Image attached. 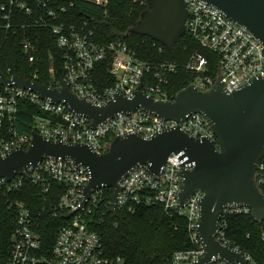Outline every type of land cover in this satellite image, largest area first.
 Masks as SVG:
<instances>
[{
  "label": "built area",
  "instance_id": "1",
  "mask_svg": "<svg viewBox=\"0 0 264 264\" xmlns=\"http://www.w3.org/2000/svg\"><path fill=\"white\" fill-rule=\"evenodd\" d=\"M78 1L0 0V32L22 33L19 44L28 66L32 67L37 64L38 47L30 34L36 29L50 30L55 39L62 77L57 79L56 68L51 66L47 71L48 84L44 86L60 90L62 82H65L68 91L94 107L104 106L116 94L129 97L133 92H141L155 101H173L175 95L170 79L178 71L177 64L166 59L159 62L144 59L121 41L98 42L91 21L76 25L70 19ZM182 1L188 12L186 34L198 47L183 67L192 77L190 85L206 92L215 85L219 76L224 91L232 93L252 79L264 77L263 46L256 38L205 3L199 0ZM92 4L104 6L106 0ZM141 5L147 6V3L142 2ZM158 51L163 54L166 50L159 45ZM204 52L217 58L218 74L215 78L208 76V60ZM102 65L106 67L111 85L107 86V82L100 78ZM37 73L38 70L32 77L23 79L38 83L35 80ZM3 74L7 79L14 76L10 74V69ZM24 105L34 110L30 113V124L18 116ZM89 125L87 118L74 114L63 103H54L30 89H21L14 84L3 85L0 81V158L15 150L28 151L33 134L49 141L86 145L97 155L106 153L117 137L136 134L150 138L175 127L189 137L214 140L211 129L199 113L176 122L137 109L132 113L116 114L95 128ZM187 168L191 169L190 166ZM88 181L86 167L76 166L70 159L52 157H44L36 168L28 167L11 180L0 178L1 197H11L26 185H31L38 188L41 199V206L36 211L29 210L23 203L7 201L8 208L15 207L16 219L4 264H122L121 258L105 255L100 236L92 229L109 188L92 190L85 206L79 210ZM255 183L264 195V157L257 165ZM179 191L180 161L172 155L159 176L151 174L146 165L129 171L119 182L115 202L116 213H134L140 208L161 206L165 212L175 213L186 221L190 248L174 253L165 264H192L204 256L196 231L203 194L195 191L185 206L176 210ZM106 206L111 210V200ZM70 213L74 214L67 218ZM44 214L52 217L65 215L69 220L58 231L48 253L39 234V219ZM228 215L250 216V209H223L219 220L220 230L216 240L239 251L224 236L225 226L221 222ZM242 255L247 264H255L249 256ZM207 264L237 263L216 257Z\"/></svg>",
  "mask_w": 264,
  "mask_h": 264
},
{
  "label": "water",
  "instance_id": "2",
  "mask_svg": "<svg viewBox=\"0 0 264 264\" xmlns=\"http://www.w3.org/2000/svg\"><path fill=\"white\" fill-rule=\"evenodd\" d=\"M145 1L146 9L127 34L147 37L172 52L186 34L188 12L183 1ZM199 1L248 31L262 44L264 57V0ZM0 81L3 85L30 89L54 103H63L74 114L87 118L91 128L116 114L137 109L176 122L184 121L193 113L201 114L214 140L195 139L175 127L150 138L136 134L117 137L103 155H97L86 145L49 141L33 134L28 151L15 150L0 158V178L11 180L28 167L36 168L44 157L70 159L76 166L86 167L89 173L79 210L85 206L92 190L109 188L113 191L111 212L116 215L119 182L129 171L146 165L151 174L159 176L168 158L177 156L180 191L176 210L183 208L195 191L203 194L196 231L204 256L192 264H207L216 257L229 263L247 264L241 252L218 242L216 235L222 210L226 208H248L253 221L264 222V195L255 183L257 165L264 157V77L252 79L240 89L226 93L218 76L209 91L201 92L189 85L171 102L155 101L141 92H133L129 97L116 94L102 107L78 99L68 91L65 82L60 90L49 89L19 76L7 79L2 72Z\"/></svg>",
  "mask_w": 264,
  "mask_h": 264
},
{
  "label": "trees",
  "instance_id": "3",
  "mask_svg": "<svg viewBox=\"0 0 264 264\" xmlns=\"http://www.w3.org/2000/svg\"><path fill=\"white\" fill-rule=\"evenodd\" d=\"M142 2L146 1L106 0L104 6H99L80 0L71 11L70 19L76 25L83 21H91L98 42L121 41L144 59L155 62L166 59L175 62L178 71L171 77L170 83L173 95H176L192 83V77L183 67L198 47L192 38L185 34L172 52L164 51L160 54L159 44L149 38L128 35L127 32L135 26L140 14L147 7L141 5ZM31 33L32 39L37 41L38 53L37 64L29 67L19 44L22 33L0 32V72L4 73L6 69H10L11 75L28 79L38 70L35 80L47 85V71L54 66L55 77L61 79L62 71L57 62L55 39L50 30L36 29ZM204 57L208 60V76L215 78L218 74L217 58L207 52H204ZM99 74L101 80L107 82V86L111 85L106 67L100 66ZM32 111H34L32 107L24 105L18 116L23 122L30 124ZM29 127L30 125L27 126V130ZM260 189L263 191L261 187ZM111 195V190H107L104 204L92 226L100 236L106 256L119 257L122 264H165L174 253L190 248L186 221L183 218L175 213L165 212L161 206L140 208L134 213L118 211L114 215L106 206L111 200ZM9 200L12 204L23 203L31 211H36L41 206L40 191L31 185H26L11 197L0 196V264L5 263L9 253L16 219L15 207L8 208ZM39 222L42 245L48 253L58 231L67 225L69 220L65 215L52 217L44 214ZM221 224L225 226V239L232 247L249 256L255 264H264V222L258 224L248 215H228Z\"/></svg>",
  "mask_w": 264,
  "mask_h": 264
},
{
  "label": "rangeland",
  "instance_id": "4",
  "mask_svg": "<svg viewBox=\"0 0 264 264\" xmlns=\"http://www.w3.org/2000/svg\"><path fill=\"white\" fill-rule=\"evenodd\" d=\"M89 3H94V2H97V3H103L105 0H85Z\"/></svg>",
  "mask_w": 264,
  "mask_h": 264
}]
</instances>
